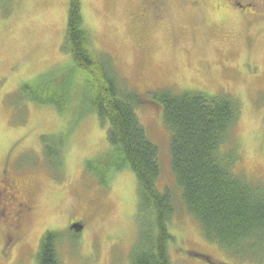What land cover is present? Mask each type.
Returning a JSON list of instances; mask_svg holds the SVG:
<instances>
[{"label": "rangeland", "instance_id": "374dc122", "mask_svg": "<svg viewBox=\"0 0 264 264\" xmlns=\"http://www.w3.org/2000/svg\"><path fill=\"white\" fill-rule=\"evenodd\" d=\"M167 4L164 22L154 24L142 19L139 0H82L84 29L94 52L110 60L120 87L140 97L136 113L159 151L157 185L170 191L175 206L167 223L171 264H255L208 240L187 212L172 167L171 132L150 93L168 88L235 97L238 166L252 183L264 184V13L250 22L230 2L220 9L212 1L196 9L186 0ZM69 8L70 0L0 3V182L14 178L29 209L21 240L7 254L0 246V264H39L48 231L60 234L58 264H131L143 228L157 232L155 211L142 204L128 165L113 171L107 186L87 168L113 149L109 123L91 106L87 73L74 70L63 111L28 98L74 68L66 48ZM48 147L60 148L61 167H53ZM73 220L83 221L82 232L69 230Z\"/></svg>", "mask_w": 264, "mask_h": 264}, {"label": "trees", "instance_id": "16d2710c", "mask_svg": "<svg viewBox=\"0 0 264 264\" xmlns=\"http://www.w3.org/2000/svg\"><path fill=\"white\" fill-rule=\"evenodd\" d=\"M66 43L74 62L70 74L50 79L28 93V98L54 103L63 111L71 101L74 70L87 73L91 106L109 123L108 141L113 147L104 161H88L87 168L106 186L113 171L126 165L134 171L142 204L155 211L157 232L143 228L132 249L131 264H171L167 223L175 206L170 191L161 192L157 185L158 148L136 113L142 104L139 95L123 90L110 60L92 49L84 29L82 0H70ZM28 87L24 85L23 90ZM150 99L162 106L171 132V162L187 212L208 240L235 259L264 264V184L252 183L238 166L235 131L240 102L230 94L177 93L168 88L151 91ZM46 153L54 168L61 167L60 148L48 147ZM59 237L54 231L45 233L39 264H58Z\"/></svg>", "mask_w": 264, "mask_h": 264}, {"label": "flooded vegetation", "instance_id": "af4514ba", "mask_svg": "<svg viewBox=\"0 0 264 264\" xmlns=\"http://www.w3.org/2000/svg\"><path fill=\"white\" fill-rule=\"evenodd\" d=\"M212 1L219 8H223L226 2H230L234 10L245 14L250 22L258 21L264 13V0H186V4L193 9L198 8L200 2ZM142 6V19L149 17L152 23H163L167 14V0H139ZM219 8V9H220ZM139 16V15H138ZM22 193L14 178L4 176L0 182V246L1 253H10L13 247L21 240L25 222L29 214L27 204L21 200ZM84 223L80 220L70 221L69 228L73 224ZM71 229V228H70ZM73 231L75 233L82 232ZM205 256V255H203ZM207 258V256H205ZM209 259V258H208ZM210 262L214 263L209 259ZM216 264V263H214Z\"/></svg>", "mask_w": 264, "mask_h": 264}, {"label": "water", "instance_id": "95a60500", "mask_svg": "<svg viewBox=\"0 0 264 264\" xmlns=\"http://www.w3.org/2000/svg\"><path fill=\"white\" fill-rule=\"evenodd\" d=\"M70 228L75 231H81L83 229V226L77 223V224H73Z\"/></svg>", "mask_w": 264, "mask_h": 264}]
</instances>
